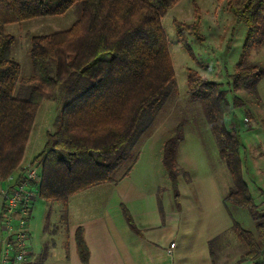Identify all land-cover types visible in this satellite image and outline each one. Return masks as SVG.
Masks as SVG:
<instances>
[{"label":"trees","instance_id":"obj_1","mask_svg":"<svg viewBox=\"0 0 264 264\" xmlns=\"http://www.w3.org/2000/svg\"><path fill=\"white\" fill-rule=\"evenodd\" d=\"M179 1L0 0L1 181L22 169L34 121L45 99L58 103L61 112L55 131L47 134L42 152L31 163L43 170L39 185L43 199L63 202L66 207L73 195L125 177L132 165L115 178L118 169L155 113L177 90L161 20ZM228 2L236 21L248 27L233 84L258 100L264 68L247 58L252 49L264 46V0ZM76 4L81 5L82 14L69 34L32 38L33 76L21 78V66L12 55L16 39L7 34L6 27L39 17L62 16ZM194 26L188 27L198 36ZM183 28L185 24H177L181 37ZM187 85L192 99L204 108L231 176L232 186L224 200L226 210L232 217L230 205L247 209L255 223L256 232L252 233L233 219V232L247 248L240 262L264 264V189L259 190L260 207L243 176L239 133L227 126L232 110L228 93L221 84L191 70ZM182 130L180 125L177 135L166 142L163 154L178 208L177 150ZM76 242L80 258L87 264L89 249L82 229L77 231ZM211 258L216 264L213 251Z\"/></svg>","mask_w":264,"mask_h":264},{"label":"rangeland","instance_id":"obj_2","mask_svg":"<svg viewBox=\"0 0 264 264\" xmlns=\"http://www.w3.org/2000/svg\"><path fill=\"white\" fill-rule=\"evenodd\" d=\"M81 14V5L76 4L62 16L39 17L6 27L7 34L16 39L12 55L21 66V78L29 79L33 76L30 56L32 38L62 32L69 34ZM197 21L198 25L195 23ZM161 24L167 37L177 90L155 113L148 129L120 166L115 178L123 175L132 165L128 173L133 181L144 186L157 184L161 196H168L171 193V183L162 163L164 147L168 140L177 135L181 125L182 141L177 150V171L181 184L187 181V185L198 183L209 186L214 181L220 196L225 198L232 186L231 177L221 158L218 141L210 128L204 108L200 102L192 99L189 92L187 78L191 70L213 83L221 84L227 91L232 104L231 114L227 116V126L239 133L243 176L254 203L262 207L263 200L259 190L264 189V78L257 87L258 100L242 88H235L232 79L243 54L247 25L236 21L228 0H180L163 17ZM177 24L186 26L182 37ZM188 26H194L198 36L193 35ZM247 60L264 68V46L252 49ZM60 112L59 104L53 100L45 99L42 102L30 134V142L26 146L23 166L31 164L42 152L47 134L55 131ZM42 172L39 168L41 176ZM191 189L194 192L193 185ZM99 190L103 196L98 193ZM35 193L37 198L32 203L30 225L33 234L41 238L48 233L50 235L53 225L62 223L60 217L65 215L66 208L63 202L52 205L43 199L40 196V186ZM103 198L105 199L104 189H95L75 200L82 199L88 203L102 202ZM197 206L200 210L193 220L191 232L200 233L204 237L213 235L209 248L214 252L216 264H254L251 260L240 262L247 248L232 229L234 219L245 230L256 232L249 211L230 205L231 217L218 206L221 209L219 211L217 204L203 206V209L202 206ZM46 240L49 237L43 244ZM258 261H262V258Z\"/></svg>","mask_w":264,"mask_h":264},{"label":"crops","instance_id":"obj_3","mask_svg":"<svg viewBox=\"0 0 264 264\" xmlns=\"http://www.w3.org/2000/svg\"><path fill=\"white\" fill-rule=\"evenodd\" d=\"M185 182L179 180L180 208L171 184V193L163 198L157 184L144 186L129 173L110 186L105 183L73 195L62 223L53 225L50 235L35 236L30 225L29 257L22 264H85L77 248L78 229L89 249L87 264H214L209 248L213 235L192 234L191 225L200 210L197 205L203 209L213 203L227 211V195L220 196L214 181L209 186ZM95 189H104L102 202L75 200Z\"/></svg>","mask_w":264,"mask_h":264},{"label":"built area","instance_id":"obj_4","mask_svg":"<svg viewBox=\"0 0 264 264\" xmlns=\"http://www.w3.org/2000/svg\"><path fill=\"white\" fill-rule=\"evenodd\" d=\"M39 168L28 164L0 180V264H22L28 260L32 203L41 182Z\"/></svg>","mask_w":264,"mask_h":264}]
</instances>
